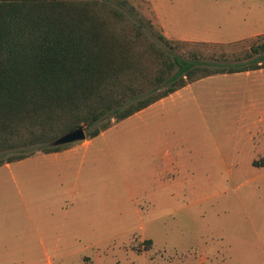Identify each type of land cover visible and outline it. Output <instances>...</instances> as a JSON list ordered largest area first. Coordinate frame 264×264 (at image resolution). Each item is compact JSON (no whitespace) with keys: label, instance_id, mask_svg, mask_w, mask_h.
Wrapping results in <instances>:
<instances>
[{"label":"rangeland","instance_id":"rangeland-1","mask_svg":"<svg viewBox=\"0 0 264 264\" xmlns=\"http://www.w3.org/2000/svg\"><path fill=\"white\" fill-rule=\"evenodd\" d=\"M127 1L228 51L264 31V0ZM229 89L232 75L208 77L113 123L63 208L37 145L1 153L34 152L0 165V264H264V151L244 127L264 94Z\"/></svg>","mask_w":264,"mask_h":264},{"label":"trees","instance_id":"trees-1","mask_svg":"<svg viewBox=\"0 0 264 264\" xmlns=\"http://www.w3.org/2000/svg\"><path fill=\"white\" fill-rule=\"evenodd\" d=\"M225 47L167 38L127 0H0V154L60 151L79 126L91 138L188 83L264 67V34Z\"/></svg>","mask_w":264,"mask_h":264},{"label":"crops","instance_id":"crops-1","mask_svg":"<svg viewBox=\"0 0 264 264\" xmlns=\"http://www.w3.org/2000/svg\"><path fill=\"white\" fill-rule=\"evenodd\" d=\"M154 13H155V16L158 20V23L164 35L167 38L187 40V41L220 42V41H208V40H199V39L196 40V39L187 38V37H178L173 34L170 35L164 23L162 21H159V17L157 13L155 12V10H154ZM258 34H264V31L255 33L252 36H255ZM231 41H235V40H231ZM215 75H224V76L232 75L233 77H235L236 82H237V90L229 89L228 94H264V67L259 68V69H254V70L240 71L236 73L215 74ZM215 75L207 76V77L198 79L196 81H193L191 83H188L185 86L177 89L176 91L170 93L169 95L157 101L164 100L170 95H172L173 93H177L181 89L188 87L191 84L196 83L197 81H201L205 78L213 77ZM256 117L259 118L258 120H261V118H264V111H258V113H256V115L254 116L252 123H250L249 125L245 124L244 127H245V131H246L247 138H248L250 145L253 147H256V145H258L264 151V124L259 125L258 124L259 121L255 119ZM105 130L101 131L98 135L94 137L84 138L82 140L76 141L63 150L43 153V158L45 159V162H49L50 164H53V169L55 171L54 173L55 181L57 183L56 200H58V204L60 206L58 208H63L64 205H67L66 199L64 198H66L67 187L70 184L69 179H73L71 184L72 186H76L77 180L82 174L83 170L88 169L89 171H92L93 162L99 159L98 156L100 154L99 152L100 147L98 146L97 139H99V137L104 135ZM84 163H88V164L84 166ZM5 164H8V163H5ZM74 201H77V199L75 198L74 200H72L70 204H74Z\"/></svg>","mask_w":264,"mask_h":264},{"label":"water","instance_id":"water-1","mask_svg":"<svg viewBox=\"0 0 264 264\" xmlns=\"http://www.w3.org/2000/svg\"><path fill=\"white\" fill-rule=\"evenodd\" d=\"M85 137L86 134L83 126H79L71 131H68L58 136L54 141L51 142V144L52 145L66 144V143L82 140Z\"/></svg>","mask_w":264,"mask_h":264}]
</instances>
